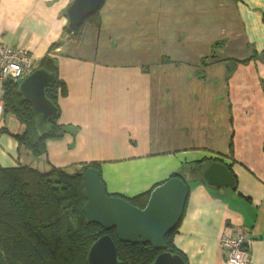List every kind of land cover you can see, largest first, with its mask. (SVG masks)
Wrapping results in <instances>:
<instances>
[{
	"label": "crops",
	"instance_id": "1",
	"mask_svg": "<svg viewBox=\"0 0 264 264\" xmlns=\"http://www.w3.org/2000/svg\"><path fill=\"white\" fill-rule=\"evenodd\" d=\"M72 1L0 0V46L22 48L33 62L18 80L63 34ZM263 16L264 0H104L99 28L85 21L78 40L62 35L54 49L67 87L59 122L78 125L75 140L61 138L64 151H89L113 195L146 193L180 176L188 195L173 244L187 264H232L224 245L232 236L248 246L246 264H264ZM21 131L3 111L0 165L48 170L52 162L19 147ZM104 148L113 155L100 157ZM69 158L54 165L84 162ZM214 159L228 167L232 186L205 183Z\"/></svg>",
	"mask_w": 264,
	"mask_h": 264
},
{
	"label": "trees",
	"instance_id": "2",
	"mask_svg": "<svg viewBox=\"0 0 264 264\" xmlns=\"http://www.w3.org/2000/svg\"><path fill=\"white\" fill-rule=\"evenodd\" d=\"M103 1L81 26L85 21H91L94 27L99 28V10ZM262 22L264 24V16ZM81 26L73 32L64 27L63 37L68 35L78 40ZM62 35L37 65L55 76L54 84L46 88V96L57 108L56 116L49 118L48 132L37 133L31 105L19 91L21 80L9 79L3 84V111L15 115L21 123L22 131L14 135L15 139L21 149L34 157L46 154L47 140H60L65 135H72L73 141L78 132V125L59 122L58 99L67 95V87L59 76L54 49L64 41ZM219 45L215 44L213 50ZM203 59L201 65H205L207 58ZM162 61L169 59L163 57ZM100 164V161L79 162L73 170L49 164L46 171L22 164L15 167L0 165V264H87L90 245L104 234L112 237L117 257L123 264L151 263L160 250L141 242H121L114 229L107 231L86 221L82 175L84 170L92 167L101 176ZM149 192L124 198L130 204L143 208ZM177 228L178 225L165 236L166 250L181 256L187 264L183 254L173 244ZM246 252L249 254L248 246Z\"/></svg>",
	"mask_w": 264,
	"mask_h": 264
},
{
	"label": "water",
	"instance_id": "3",
	"mask_svg": "<svg viewBox=\"0 0 264 264\" xmlns=\"http://www.w3.org/2000/svg\"><path fill=\"white\" fill-rule=\"evenodd\" d=\"M102 0H73L66 8V27L75 31L93 14ZM55 82L54 74L38 68L19 83V91L30 103L35 115L34 126L38 134L50 130L49 118L56 116L57 108L46 96V88ZM202 178L208 185L232 186L234 177L228 167L213 160L203 171ZM85 203L83 213L87 222L104 230H115L119 241L150 244L161 252L149 264H185L184 259L167 251L165 236L181 219L188 195V186L180 176H172L156 185L149 192L143 208L130 204L120 195L109 194L98 170L89 167L82 175ZM87 264H123L117 257L112 237L104 234L89 247Z\"/></svg>",
	"mask_w": 264,
	"mask_h": 264
},
{
	"label": "built area",
	"instance_id": "4",
	"mask_svg": "<svg viewBox=\"0 0 264 264\" xmlns=\"http://www.w3.org/2000/svg\"><path fill=\"white\" fill-rule=\"evenodd\" d=\"M32 60L24 49L15 48L9 50L0 46V118L3 115V99L1 98V85L7 79L22 78L25 71L32 67ZM226 254L225 259L232 264H246L249 254L243 240L238 236L226 238L224 243Z\"/></svg>",
	"mask_w": 264,
	"mask_h": 264
},
{
	"label": "rangeland",
	"instance_id": "5",
	"mask_svg": "<svg viewBox=\"0 0 264 264\" xmlns=\"http://www.w3.org/2000/svg\"><path fill=\"white\" fill-rule=\"evenodd\" d=\"M86 20V19H85ZM66 23H67V17H66ZM64 52H67V50H65ZM95 143L98 145L97 147H103V146H108L110 149H114L113 145L110 144V143H105V142H101L99 140H95ZM51 146H49V148H46L47 149V152L45 155L43 156H40V157H36L37 160H40V162H43L44 161V164L47 165V161L49 162H52V163H49V164H53L54 165V161L55 159L57 161H60V162H66L68 161L70 158L69 157H73L75 159H78V160H82L84 162H94V161H97L95 160L94 158H92L91 156H88L89 155V151H85L83 152V155L82 156L78 151H73V152H65L64 149H65V146L63 145V140H56L55 141H52V143H50ZM53 144V145H52ZM55 144H62V150L59 149V148H56L54 147ZM97 153L100 157H105V154H108L109 156L110 155H113V151L109 150V149H103V150H100L98 149L97 150ZM67 154H70V155H67ZM115 156V155H114ZM27 162L28 163H31L32 160H33V157H28L27 159ZM23 165V164H22ZM28 166V165H26ZM39 166H42V165H39ZM56 166V165H54ZM29 167H32V166H29ZM56 167H60V166H56ZM34 168V167H33ZM42 171V170H41Z\"/></svg>",
	"mask_w": 264,
	"mask_h": 264
}]
</instances>
